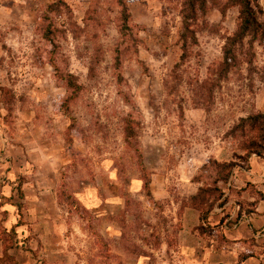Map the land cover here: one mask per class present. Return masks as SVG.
Here are the masks:
<instances>
[{"label":"rangeland","instance_id":"374dc122","mask_svg":"<svg viewBox=\"0 0 264 264\" xmlns=\"http://www.w3.org/2000/svg\"><path fill=\"white\" fill-rule=\"evenodd\" d=\"M53 1L0 0V153L21 144L29 172L22 149L10 147L13 176L0 172V264H186L179 233L198 191L192 183L215 178L200 168L210 159L248 164L238 157L256 133L233 128L264 110V43L254 56L240 48L239 65L220 79L236 8L222 20L209 0L193 26L198 43L181 60L185 0L128 2L126 35L120 0H64L52 14L59 65L81 86L66 110L68 92L38 31ZM130 114L152 196L125 142Z\"/></svg>","mask_w":264,"mask_h":264},{"label":"trees","instance_id":"16d2710c","mask_svg":"<svg viewBox=\"0 0 264 264\" xmlns=\"http://www.w3.org/2000/svg\"><path fill=\"white\" fill-rule=\"evenodd\" d=\"M134 0H120L119 5L121 11V33L126 35L127 31L131 29V13L128 2ZM213 7L219 10L222 15V20L226 17L229 9L236 8L238 11V22L236 30L226 37L222 48L223 58L219 63L217 73L220 79H225L229 73L239 65V51L245 44L251 47L249 54L254 56L253 46L255 43H264V8L259 0H224L219 3L218 0L213 1ZM66 7L64 0H54L50 3L43 12L42 23L38 29L41 37L46 41L48 46V63L55 69L56 77L63 81L68 92L62 107L66 110L71 102L78 96L81 86L76 83L75 76L69 72L61 70L58 58L57 44L54 38V19L52 14ZM209 0H185L182 9V23L183 29L180 35V43L182 48L181 60L188 57V50L191 45L198 43L194 24L200 19H204L209 11ZM119 59H117V67L119 69ZM250 129L256 133V137L251 139L242 147L246 153V157H238L248 161L251 155L264 156V112H255L246 117L239 119L233 130L243 131ZM125 142L128 148L135 151L140 158V172L141 180L143 181L144 189L148 196L151 193V178L146 170L144 164V157L141 145L138 141V134L136 132V119L133 114H130L125 119ZM241 164L235 160L228 162H220L216 159H210L202 165L200 174L214 173L215 178L210 185L205 184L198 188V191L191 195L185 207H191L200 212L201 224L197 228L200 234L206 233L208 229L212 230L208 223L211 211L216 203L218 206H223L227 199L225 198V191L221 187V183H228L233 175L234 169ZM205 176V175H204ZM23 197V194L21 193ZM156 202V201H155ZM210 202L209 207L207 206ZM21 207V205H20ZM205 224V225H204ZM7 254V253H6Z\"/></svg>","mask_w":264,"mask_h":264},{"label":"crops","instance_id":"0c3cea01","mask_svg":"<svg viewBox=\"0 0 264 264\" xmlns=\"http://www.w3.org/2000/svg\"><path fill=\"white\" fill-rule=\"evenodd\" d=\"M259 2L264 8V0ZM216 11L219 12L217 9L213 12ZM219 15L222 19L220 12ZM261 111L264 112L263 109ZM0 142L6 145L1 131ZM7 146L6 153L3 156L0 153V172L4 176H13L14 163L8 154L12 152L10 147L17 149L18 146L24 155L21 171L28 174L22 145L8 142ZM192 184L195 186L192 193H195L200 185ZM225 184L230 186L228 189L224 187L225 196L230 197L222 207L211 211L208 223L212 232L200 234L197 230L201 224L200 212L185 207L179 237L186 264H264V156L251 155L248 164L235 168ZM233 190L240 191L238 199L231 196Z\"/></svg>","mask_w":264,"mask_h":264}]
</instances>
